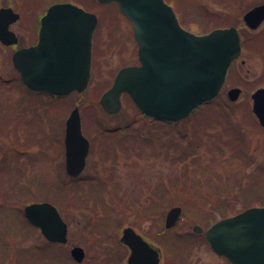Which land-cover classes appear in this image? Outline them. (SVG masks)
Returning <instances> with one entry per match:
<instances>
[{"label": "rangeland", "instance_id": "1", "mask_svg": "<svg viewBox=\"0 0 264 264\" xmlns=\"http://www.w3.org/2000/svg\"><path fill=\"white\" fill-rule=\"evenodd\" d=\"M45 1L41 0L40 12ZM166 1L185 29L202 34L231 23L250 46L231 64L214 101L174 124L143 116L125 95L114 115L98 103L117 69L137 62L131 23L116 3L71 1L98 16L103 43L92 77L80 93L54 98L27 92L15 77L12 49L0 45V264H68L69 248L54 245L47 255L48 241L22 213L29 202H51L55 191L64 187L75 188L69 196L75 195L72 207L64 206L61 212L70 230L67 246L88 243L85 264L116 261L112 255L107 260L102 255L107 247L104 239L100 246L83 240L82 227L89 213L75 209L79 192L93 213L90 219L119 216L124 225L131 221L139 225L142 231H138L161 249L159 264H231L212 251L204 230L219 218L264 204V128L251 111L250 99L252 91L264 85V40L257 50L251 46L264 33L257 35L264 21L255 30L247 29L242 21L246 9L264 0H239L237 5L231 0ZM179 2L185 3V10ZM27 36L22 29L20 39L25 42ZM233 86L240 87L241 94L231 101L226 92ZM75 105L91 142L89 157L115 156L114 162H105L111 172L105 180L70 182L64 171V121ZM104 133L117 136L104 142L100 138ZM90 165L85 176L92 173ZM98 181L105 183L102 193L92 190V182ZM173 205L181 206V214L166 229L165 214ZM195 224L202 232L192 230ZM117 250L125 264L128 250L120 245Z\"/></svg>", "mask_w": 264, "mask_h": 264}, {"label": "water", "instance_id": "2", "mask_svg": "<svg viewBox=\"0 0 264 264\" xmlns=\"http://www.w3.org/2000/svg\"><path fill=\"white\" fill-rule=\"evenodd\" d=\"M115 1L130 20L137 43L138 65L121 68L111 86L100 98L101 107L116 113L120 95L127 93L143 113L161 120L176 121L196 106L215 97L227 69L240 51V37L234 26L215 28L203 34L184 29L172 7L165 0H98ZM8 9H0V40L15 41L7 29ZM244 23L255 29L264 20V3L243 15ZM96 24L93 12L71 2L48 7L41 18L38 41L16 50L12 62L22 81L31 89L63 95L85 89L90 75V39ZM241 89L231 87L227 97L234 101ZM251 110L264 127V86L250 95ZM64 168L68 175L81 172L89 142L82 134L78 108L65 120ZM25 218L50 241L65 242L66 225L57 208L49 201L30 202L23 207ZM181 206H171L164 227L175 225ZM193 231L201 232L195 224ZM217 254L233 264H264V204L247 207L212 223L204 232ZM121 240L131 249L127 264H157L155 248L143 241L130 227ZM72 258L80 263L81 247L71 249Z\"/></svg>", "mask_w": 264, "mask_h": 264}, {"label": "flooded vegetation", "instance_id": "3", "mask_svg": "<svg viewBox=\"0 0 264 264\" xmlns=\"http://www.w3.org/2000/svg\"><path fill=\"white\" fill-rule=\"evenodd\" d=\"M67 1L68 0H46L45 3L46 2L47 3L45 5V8H43L42 12H40L41 3H42L41 0H0V9H5V10L8 9V11H6V14H4V16H6L7 19H11L7 23V29L14 34V38H15V41L11 42V43H4V42H2L0 40V45H2L3 47H8V48L12 49V52H11V63H12V55H13V53L16 50H18L20 48H23V47L31 46V45L35 44L38 41V39H39V29H40V26H41V18L45 14V12L48 9V7L51 6L52 4L57 3V2H67ZM232 1H235V0H231V3H232ZM238 2H239V0L236 1V4H238ZM253 6L254 5H252L251 7H253ZM227 7H230V6L227 5ZM251 7H249L248 9H250ZM248 9H246L243 12V14ZM22 25L24 26V28H22L23 27ZM13 26L16 28V30L13 28ZM99 26H100V20H99L98 16L96 15V24H95V26H94V28L92 30V33H91V43H90V49H91L90 66H91V69H90L89 81H90V79L92 77L93 67L95 66V63H96V61L98 60V57H99L98 56V53H99L98 51H101L102 46H103L102 38H101V32H100ZM22 29H24L28 33V36H27L28 40L25 41V42L23 41V39L21 40L20 37H19ZM137 63H138V61L136 63H134V64H137ZM134 64H131V65H134ZM12 66H13V64H12ZM124 66H126V65H124ZM124 66H121V67H124ZM121 67H119L117 69V71ZM14 71H15V75H16L15 77H16L17 81L23 85V87L26 89L27 92H30V93L37 92V91H34V90L28 88L27 86H25L15 69H14ZM116 72L113 74L111 82H112ZM37 93H42V92H37ZM43 94H46V95L51 96V97L54 96L52 94H48V93H45V92H43ZM123 95H125V94L123 93L121 96H123ZM109 115H114V114H109ZM81 131H82V134L87 138V140L89 142L88 153H87L86 158H85L84 167L81 170V172L79 174H77L76 176L68 175L66 173V171H65V168H64V171H65V173L67 174V176L70 179L71 178H73V179H79V178L80 179H86V178L95 179V178H100L99 180H105L106 173L109 172V174H111L110 169L108 168V166L110 164H105V162L106 161L107 162L108 161L114 162L115 156H109L108 157V156H100V155H95L94 156L93 155V157H91V156L89 157V154L91 152V142H90L89 138L85 135V130L82 129V124H81ZM104 135L105 136H103V134H102L101 137H100V138L105 139L104 142L113 141L114 137L117 136V134H110V133H104ZM63 137H64V134H63ZM118 141L122 142V140H118ZM117 147L119 148V146H117ZM112 152H114V149H113ZM63 157H64V143H63ZM92 159H94V161ZM90 163H91L90 168L92 170V173L85 176L84 172H86L88 170V167H89ZM63 167H64V159H63ZM94 185H100L101 186V185H105V183H103L102 181H98ZM73 190H75V188H69L68 189V199H70V200H72V197L69 198V196L71 195ZM77 190L80 191L81 188H78ZM92 190L95 192L94 188ZM103 191H104V187H102L100 189L101 193ZM78 195L82 196L80 192L78 193ZM51 203H52V201H51ZM52 204H54V203H52ZM70 206H71V204H70ZM75 207L77 209V205H75ZM57 210H58L61 218L63 219V221L65 222V225H66V234H65L66 240H65V242H56V241L48 240L50 253H51V247H53L54 245H56V246H58V245L59 246L60 245L61 246H66V247L69 248L68 249V253H69V257H70V260L69 259H67V260L70 261V264L72 263V261L74 262V264H78L72 259L71 252H70L73 247L78 246V247H81L83 249V252H84L83 260L79 264H85L84 261H85V256H86V252H87V247H88L87 244L88 243L87 244L82 243V240L80 239L82 245H79L77 242H74L76 244H73V245L71 244V245L67 246L68 243H69V237H70L69 225L67 223V219H65L63 217V215L61 214L60 210L58 208H57ZM77 211L80 214H83V212H86L84 210L79 211L78 209H77ZM86 213H88V212H86ZM88 216H89L88 221H85L84 225L82 227V232H81L82 233V238H83V240L85 242L90 241L92 243L91 244L92 246H93V244L100 246L102 244L103 239H104L107 242V247L105 249L103 248L104 250H103L102 255L106 257V260L108 259L109 256L111 257V255H112L115 258V261H116L114 264H118V263L121 264V261L123 260L124 256H123V254L119 253V250H117L119 245H120V247L123 246L124 248H126L128 250L127 255L125 257V264H127V259H128V256L130 254L131 249L128 247L127 244H125L121 240V237L123 235V230L126 227H130V228H132V230L143 241L147 242V244H149L150 246H152L153 248H155L157 250L158 257H159V260H158L157 264L160 263L161 249L158 246L153 245L144 236L145 233L143 235L142 232H139V231H142V229L134 221H131L128 224L124 225V223L120 222V220L118 219L119 216L116 219L113 218L111 220L109 219V220H105V221H97L95 219H90V216H91L90 213L87 214V217ZM95 234H99L100 237H98V238L95 237L94 236ZM102 235H106V236L103 238ZM87 237H89V238L87 239ZM98 248L100 249L101 247H98ZM69 261H68V264H69Z\"/></svg>", "mask_w": 264, "mask_h": 264}, {"label": "trees", "instance_id": "4", "mask_svg": "<svg viewBox=\"0 0 264 264\" xmlns=\"http://www.w3.org/2000/svg\"><path fill=\"white\" fill-rule=\"evenodd\" d=\"M70 1H76V0H70ZM84 1H89V0H80V2H84ZM214 1H216V0H214ZM236 1L237 0H235V1H232V4H235V5H237L236 4ZM82 5V4H81ZM83 6V5H82ZM178 6L181 8V10H185V3L183 2V3H181V2H179V4H178ZM230 6V5H229ZM84 7V6H83ZM215 17V16H214ZM221 18H227L228 20H230V18L229 17H225V15H222L221 16ZM231 24V23H230ZM225 25H229V23L228 24H225ZM224 25V26H225ZM262 33V32H264V28L261 30V31H259L258 33ZM258 33H257V35H258ZM260 33V34H261ZM256 35V34H255ZM264 40V33L261 35V36H259V37H257L256 38V40H255V43H253V44H251V46H252V49L253 50H257V48H260V46H261V42ZM247 47H250V46H248L247 45V38L246 37H243L242 38V49L243 50H246L247 49ZM231 67V66H230ZM214 100H210V101H207V102H205L204 104H202L201 106H199L198 108H197V110H199V108L200 107H202L203 105H205V104H209V103H211V102H213ZM180 122V121H179ZM167 123H176V122H167ZM74 181V179L73 178H71L70 179V182H73ZM92 185H93V188L95 189V192L96 193H98V192H100V189L102 188V186H100V185H94L93 183H92ZM68 186V185H67ZM70 187H64L63 189L61 188V189H59V191H55V193H54V195H53V198H52V203H54L55 205H56V207L60 210V212H63V208H64V206H66V207H72V206H70V204L71 205H73L72 203H73V196H75V195H73L72 196V200H70V199H68V189H69ZM60 190H62L61 192H60ZM79 195H77L76 197H78ZM80 197V196H79ZM78 197V204H77V209L79 210V211H82V210H84V211H86V212H88V213H90V214H93L92 212H90V211H88L87 210V208H86V204L85 203H83L84 201L82 200V199H80ZM74 207V206H73ZM75 209H76V207H75ZM172 243V242H171ZM46 253H47V255H49V250L48 251H46ZM103 263H104V260H103Z\"/></svg>", "mask_w": 264, "mask_h": 264}]
</instances>
